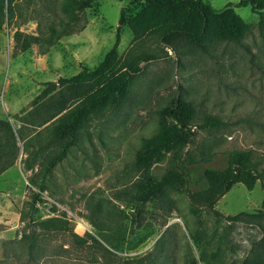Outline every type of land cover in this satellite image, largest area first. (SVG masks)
<instances>
[{
    "label": "rangeland",
    "instance_id": "1",
    "mask_svg": "<svg viewBox=\"0 0 264 264\" xmlns=\"http://www.w3.org/2000/svg\"><path fill=\"white\" fill-rule=\"evenodd\" d=\"M207 1L221 8L238 0ZM141 4L96 0L69 13L62 0L12 1L0 28V264H264L259 181L252 189L237 182L216 201L236 219L202 208L209 172L225 169L231 150L251 148L264 166V21L250 4L233 6L249 24L241 38L173 50L156 33L134 37L119 25L121 9L128 18ZM51 26L61 35L48 44ZM119 26L115 69L157 57L141 63L117 103H102L75 123L74 143L43 176L69 139L56 126L99 85L73 88L59 77L95 68ZM23 34L38 37L25 50ZM177 97L196 108L191 140L139 160L171 123L161 108ZM205 113L221 123L199 128ZM176 168L187 183L151 197L138 224L135 204L146 177Z\"/></svg>",
    "mask_w": 264,
    "mask_h": 264
},
{
    "label": "trees",
    "instance_id": "2",
    "mask_svg": "<svg viewBox=\"0 0 264 264\" xmlns=\"http://www.w3.org/2000/svg\"><path fill=\"white\" fill-rule=\"evenodd\" d=\"M13 0H0V28L4 17L12 12ZM96 0H62V9L65 12L75 13L91 7ZM251 5V10L258 13L259 20L264 21V4L262 0H238L228 2L224 7H215L207 0H142L140 8L126 18L123 9L120 11L119 25L126 24L134 37L145 33H156L159 41L165 48L176 50L180 44L199 45L204 41L239 39L249 28V24L234 10L233 6ZM21 49L30 46L31 40L38 39L35 35L23 34ZM61 33L54 26L50 27V35L46 42L53 44ZM120 41V26L117 28L112 46L105 52L102 60L93 69L83 66L70 77H59V84H68L79 88L89 81L98 82V86L72 110L67 112L56 127L58 130H67V139L60 150L49 158L43 176L52 167L61 161L68 148L74 143V125L87 117L102 103H117L122 95L128 80L139 71L141 63L156 58V55L146 54L135 62L126 63L115 69L118 61L117 46ZM166 53V52H165ZM54 85V84H53ZM46 91V90H45ZM161 113L171 123L163 129L155 140L138 153L139 160L158 157L163 149L185 144L191 140L193 133L187 131L195 115L194 104L186 99L177 97L170 104L161 108ZM221 123L218 115L205 113L199 128L213 127ZM211 193L203 202V209L216 217H225L227 220L236 219L235 216L223 215L214 205L216 201L237 182L243 183L252 189L256 181L264 189V166L259 159H254L253 150L233 149L229 152L228 165L225 169L209 172ZM187 178L180 168L168 171L160 178L148 175L143 183V192L135 204V220L141 224L146 217L147 203L153 196L162 194L169 186H184ZM40 190L44 189L41 182ZM39 194L35 193L31 209H36ZM264 206V200H263Z\"/></svg>",
    "mask_w": 264,
    "mask_h": 264
}]
</instances>
